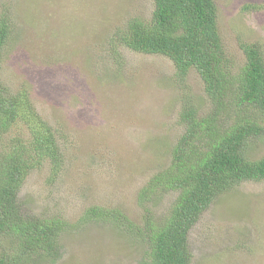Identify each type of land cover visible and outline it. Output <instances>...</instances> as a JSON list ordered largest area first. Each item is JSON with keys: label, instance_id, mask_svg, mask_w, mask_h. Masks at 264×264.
I'll return each mask as SVG.
<instances>
[{"label": "rangeland", "instance_id": "rangeland-1", "mask_svg": "<svg viewBox=\"0 0 264 264\" xmlns=\"http://www.w3.org/2000/svg\"><path fill=\"white\" fill-rule=\"evenodd\" d=\"M215 2L235 66L244 59L242 42H258L264 51V0ZM153 10V0H0V18H8L15 35L0 57V76L13 89L27 83L37 111L65 134L58 178H50L45 164L28 175L19 195L28 211L70 224L57 260L32 257L25 264H140L145 258L143 239L85 214L99 205L142 224L146 213L137 194L170 163L183 132V94L209 108L194 69L180 81L168 57L137 52L119 39L128 20H148ZM261 142L253 154L264 151ZM152 198L148 206L163 215L176 194ZM215 202L189 233L192 264H264V181L244 182Z\"/></svg>", "mask_w": 264, "mask_h": 264}, {"label": "trees", "instance_id": "trees-1", "mask_svg": "<svg viewBox=\"0 0 264 264\" xmlns=\"http://www.w3.org/2000/svg\"><path fill=\"white\" fill-rule=\"evenodd\" d=\"M153 1L151 18L128 20L119 39L137 52L168 57L180 81L194 69L209 108L202 110L194 95L183 94L178 117L183 132L170 150V163L137 194L146 213L142 224L99 205L85 218H108L143 239L147 250L140 264H192L189 233L201 215L229 190L264 181V151L251 152L264 140V51L258 42H242L244 59L235 66L219 32L215 0ZM14 36L10 21L1 16L0 57ZM64 136L37 111L27 83L13 89L0 76V264L59 258L60 238L70 223L28 211L19 192L28 175L45 164L50 178H58L65 163ZM166 193L176 198L157 215L148 203Z\"/></svg>", "mask_w": 264, "mask_h": 264}]
</instances>
